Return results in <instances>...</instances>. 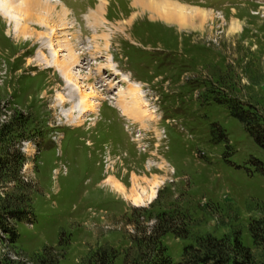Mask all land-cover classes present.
<instances>
[{
    "label": "rangeland",
    "instance_id": "obj_1",
    "mask_svg": "<svg viewBox=\"0 0 264 264\" xmlns=\"http://www.w3.org/2000/svg\"><path fill=\"white\" fill-rule=\"evenodd\" d=\"M26 1L0 12V214L31 213L0 229V264H176L200 239L264 264V148L232 114L264 124V0H164L181 22L49 0L58 31Z\"/></svg>",
    "mask_w": 264,
    "mask_h": 264
},
{
    "label": "trees",
    "instance_id": "obj_2",
    "mask_svg": "<svg viewBox=\"0 0 264 264\" xmlns=\"http://www.w3.org/2000/svg\"><path fill=\"white\" fill-rule=\"evenodd\" d=\"M232 114L243 124L244 128L253 137L255 142L264 148V124L260 123L253 113L249 112L248 110H244L242 106L238 104L234 105ZM13 156L14 155L11 157L12 159ZM11 158L5 160L0 159V166L1 164H4L3 167H6L7 163L12 161ZM30 213V210H26L22 205H18L17 207L13 208H7L5 213L0 214V229L3 232L9 233L10 238H14L15 230L10 224L9 219L19 221ZM251 232L252 236L255 238L254 232L252 230ZM235 246L236 248L239 246V242H237V240L235 241ZM100 255L101 257H107L105 252L104 255H102L100 252ZM228 260L229 258L226 259L222 257L221 251L218 249V247L214 246L211 242L207 243L205 240L200 239L196 245L184 247L181 254V259L176 264H226ZM169 262V258H161V264H167ZM237 263L242 264V262L239 261ZM102 264H107L105 259L103 260Z\"/></svg>",
    "mask_w": 264,
    "mask_h": 264
},
{
    "label": "bare ground",
    "instance_id": "obj_3",
    "mask_svg": "<svg viewBox=\"0 0 264 264\" xmlns=\"http://www.w3.org/2000/svg\"><path fill=\"white\" fill-rule=\"evenodd\" d=\"M106 1L105 0L104 1H102V0L99 1L100 2V4H99L100 6L98 5L97 7H95L96 8V11H97L96 12L97 15H98V13L99 14L100 13L102 14V11L103 10L101 8V5H105L106 4ZM131 1H132V5L133 4H137L142 9H149L148 11L153 10V13L155 12L154 15H156L157 17L159 16V13H158V9L159 8L158 7L161 6V5H165V7L171 6L172 7L171 9H177V11L176 10L167 11L166 16H161L162 18H164L166 20H173V21L176 20V21L181 22V21L184 20L183 18L185 17L184 16V12H186V11H183V10L184 9L186 10V8H184L181 5H177L175 3H170V2H167V1L164 3L163 2L164 0H161V1L131 0ZM38 2H40L42 4V7L41 8H43V10L45 11V14H46L45 17H47V18H49V19L52 20L53 25L55 26L56 30H57V28L58 29H64V28H66V25L68 24L67 22H69L70 19H69V11L66 8H64V6L62 7V6L58 5L57 3H53V2H51L49 0H31V1L28 0V1L24 2L23 5H25V7L27 9H29V8H32L33 6L37 5ZM5 3L3 2V0H0V12H2V11L5 12L7 10L6 7H4ZM168 9H170V8H167V10ZM15 10H17V9H15ZM18 10H21V9H18ZM197 14H198V12H197ZM43 15H44V13H43ZM6 17L8 18V15ZM150 17L153 18L151 15H150ZM131 19H133V16H132ZM182 26H184V25H182ZM52 30H54V32H53L54 34L53 35H55L56 30L55 29H52ZM56 43H57V41H56ZM68 45H69L68 46V50H69V54L68 55H69V59H70V61L72 63L63 62V63H57L56 65L61 69L62 75L67 80H70V76L68 75V73H69L68 72L69 71L68 69H69V67H70L71 64L78 63V60L80 59V57H79V53L76 54V52H74V50L72 48H70V43ZM54 52H56L55 49H54ZM55 57H56V55H55ZM86 80H87L88 88L90 89V93L89 94H85V95L82 96V98H81L82 99L81 100V104H82V106H83L84 109H90L91 105L89 103L88 97H89L90 94H92L93 96H97L98 95V92L95 91V88H94L93 84L92 85L90 84V82H89L90 81V78H87ZM135 98H137V96ZM137 100H140V98H137ZM133 102H135V101H133ZM121 109L126 110L125 107H121ZM134 116H135V118H138L137 115H134Z\"/></svg>",
    "mask_w": 264,
    "mask_h": 264
}]
</instances>
